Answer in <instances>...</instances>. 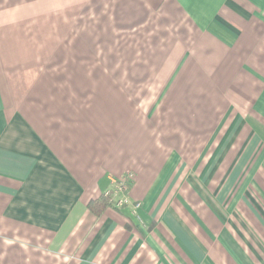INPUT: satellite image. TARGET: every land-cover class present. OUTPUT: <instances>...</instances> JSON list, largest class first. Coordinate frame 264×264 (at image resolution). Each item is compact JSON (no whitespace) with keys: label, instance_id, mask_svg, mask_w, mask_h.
<instances>
[{"label":"crops","instance_id":"1","mask_svg":"<svg viewBox=\"0 0 264 264\" xmlns=\"http://www.w3.org/2000/svg\"><path fill=\"white\" fill-rule=\"evenodd\" d=\"M0 264H264V0H0Z\"/></svg>","mask_w":264,"mask_h":264},{"label":"built area","instance_id":"2","mask_svg":"<svg viewBox=\"0 0 264 264\" xmlns=\"http://www.w3.org/2000/svg\"><path fill=\"white\" fill-rule=\"evenodd\" d=\"M134 178L131 171H126L123 175L113 180L112 186L103 191L102 196L107 200L108 206L121 208L130 203L129 191ZM139 206V203H134Z\"/></svg>","mask_w":264,"mask_h":264},{"label":"trees","instance_id":"3","mask_svg":"<svg viewBox=\"0 0 264 264\" xmlns=\"http://www.w3.org/2000/svg\"><path fill=\"white\" fill-rule=\"evenodd\" d=\"M106 206H108V202L103 196L89 203V207L94 213H100L102 208Z\"/></svg>","mask_w":264,"mask_h":264}]
</instances>
